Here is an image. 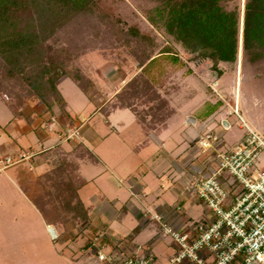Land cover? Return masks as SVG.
Segmentation results:
<instances>
[{
  "label": "crops",
  "instance_id": "1",
  "mask_svg": "<svg viewBox=\"0 0 264 264\" xmlns=\"http://www.w3.org/2000/svg\"><path fill=\"white\" fill-rule=\"evenodd\" d=\"M56 87L48 103L36 97L19 103L0 93L1 186L11 188L13 203L27 204L44 225L51 248L38 264H106L97 251L108 252L120 239L124 251L135 253L139 247L150 264H167L176 244L160 236L158 225L143 219L141 209L161 212L178 202L183 212L170 219L178 230L192 233L195 222L210 223L212 214L182 194L181 183L193 172L188 142L207 129L225 135L229 128L220 106L204 92L187 88L165 118L147 124L133 107L119 104V90L96 99L94 89H81L67 75ZM242 112L248 126L261 128ZM65 123L79 127V135L63 139ZM236 128L242 133L227 134V148L245 136L241 122ZM23 153L30 156L20 158ZM193 162L204 168L200 160ZM49 171L60 177L55 189L48 184L53 181Z\"/></svg>",
  "mask_w": 264,
  "mask_h": 264
},
{
  "label": "trees",
  "instance_id": "2",
  "mask_svg": "<svg viewBox=\"0 0 264 264\" xmlns=\"http://www.w3.org/2000/svg\"><path fill=\"white\" fill-rule=\"evenodd\" d=\"M152 1L159 4L146 13L149 23L179 43L184 55L196 61L208 60L217 74L219 63L236 61L240 35L251 60L261 55L255 50L264 46V0H245L242 12L224 8L220 0ZM112 16L102 0H0V85L13 80L21 86L25 81L28 96L47 103L58 92L56 81L64 75L85 90L90 82L82 73L70 72V67L89 46L73 36L69 39L70 32L84 35L93 28V36L101 37L107 46L129 45L135 40L137 45L152 47V36L133 26L123 30L111 22ZM139 50L132 48L131 54L137 58L140 71L116 96L123 106L133 107L125 98L155 90L154 84L166 72L163 64L180 63L171 46H162L154 54ZM21 98L17 96L16 101L20 103Z\"/></svg>",
  "mask_w": 264,
  "mask_h": 264
},
{
  "label": "rangeland",
  "instance_id": "3",
  "mask_svg": "<svg viewBox=\"0 0 264 264\" xmlns=\"http://www.w3.org/2000/svg\"><path fill=\"white\" fill-rule=\"evenodd\" d=\"M102 1L113 15L111 17L113 24L123 30L131 26L136 27L141 33L152 36L154 44L152 47L145 48L137 45L135 40H130L129 45L121 43L107 46L101 37L93 36V28L88 29L90 31L84 35L83 33L75 35L70 32L67 35L68 38L73 36L89 46L87 51L73 59L70 72H80L88 79L90 83L86 84V89L91 91L94 89L92 96L94 95L96 99L112 96L115 91H120L132 77L138 74L140 68L137 58L131 54L132 48L138 47L140 52L144 50L146 53L154 54L162 46H171L178 54L180 63L163 64L166 72L159 78L160 82L154 84L153 88L156 91L153 89L155 92L150 90L138 96L125 98L136 110L139 119L147 124L154 121L160 122L171 112L173 103L188 89L194 88L196 93L202 95L204 92L216 102V107L220 106L218 112L223 115L229 126L221 140H226L227 134L233 133L236 136V133H242V130L238 131L236 128L240 122L237 114L248 123L242 111L251 114L255 123L261 126L255 130L264 136V46L255 50L261 55L251 60L250 54L242 48L240 35L236 61L230 64L219 63L217 68L220 73L217 74L208 60L196 61L191 59L190 55H184L179 43L166 35L163 29L149 23L146 13L156 7L159 2L152 0ZM244 1L220 0V4L228 10L236 8L242 12ZM116 18L119 21H115ZM67 28L71 30V26ZM60 35L61 38H65L63 31ZM103 38L107 39L106 36ZM56 42L61 44L63 41L56 39ZM48 43L51 44V41ZM67 80L71 82L69 78ZM20 84L21 86L13 84V80L9 83L2 82L0 93L16 100L17 96H21L22 101L34 97L28 96L29 88L25 81ZM61 87L62 92H66L65 83H62ZM113 101L118 103L114 99ZM243 129L246 135V130L244 127ZM67 165L68 163L65 166ZM44 178L46 179L45 176ZM55 178L58 179L49 171L48 180L54 181ZM53 181L48 184H53L55 189L56 184ZM1 184L0 180V264H38L44 259L46 250L51 248V244L45 237L44 225L37 220L36 214L27 204L23 203L21 207L18 203H13V190L11 188L3 190ZM58 243H55L56 247ZM38 249H42L43 253L37 251Z\"/></svg>",
  "mask_w": 264,
  "mask_h": 264
},
{
  "label": "built area",
  "instance_id": "4",
  "mask_svg": "<svg viewBox=\"0 0 264 264\" xmlns=\"http://www.w3.org/2000/svg\"><path fill=\"white\" fill-rule=\"evenodd\" d=\"M237 116L246 130L242 141L227 148L221 134L207 129L186 148L193 172L183 178L181 193L204 205L212 214L210 223L195 222L192 233L178 230L170 221L183 212L178 202L161 212L141 209V217L155 222L159 235L176 244L167 264H264V136ZM63 127V139L79 135V127ZM29 156L23 153L20 158ZM198 160L204 168L194 164ZM121 240H115L108 252L97 251V259L106 264H150L139 247L135 253L120 248Z\"/></svg>",
  "mask_w": 264,
  "mask_h": 264
}]
</instances>
